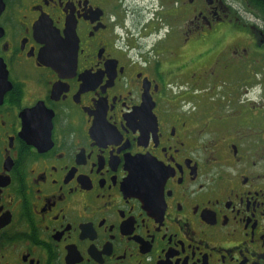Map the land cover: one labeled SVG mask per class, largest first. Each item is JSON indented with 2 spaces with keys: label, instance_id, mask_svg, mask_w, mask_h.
Here are the masks:
<instances>
[{
  "label": "flooded vegetation",
  "instance_id": "af4514ba",
  "mask_svg": "<svg viewBox=\"0 0 264 264\" xmlns=\"http://www.w3.org/2000/svg\"><path fill=\"white\" fill-rule=\"evenodd\" d=\"M138 5L0 0V264H264V0Z\"/></svg>",
  "mask_w": 264,
  "mask_h": 264
},
{
  "label": "rangeland",
  "instance_id": "374dc122",
  "mask_svg": "<svg viewBox=\"0 0 264 264\" xmlns=\"http://www.w3.org/2000/svg\"><path fill=\"white\" fill-rule=\"evenodd\" d=\"M132 1H134V2L137 3V4H139L138 6H139L140 9L143 8L142 6H140V5H141V0H132ZM229 1H231V0H229ZM134 6H135V5H134Z\"/></svg>",
  "mask_w": 264,
  "mask_h": 264
},
{
  "label": "water",
  "instance_id": "95a60500",
  "mask_svg": "<svg viewBox=\"0 0 264 264\" xmlns=\"http://www.w3.org/2000/svg\"><path fill=\"white\" fill-rule=\"evenodd\" d=\"M76 49V48H75ZM75 54H76V51H75Z\"/></svg>",
  "mask_w": 264,
  "mask_h": 264
}]
</instances>
